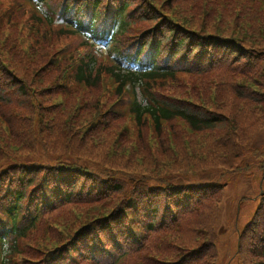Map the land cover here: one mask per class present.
<instances>
[{"label":"trees","instance_id":"1","mask_svg":"<svg viewBox=\"0 0 264 264\" xmlns=\"http://www.w3.org/2000/svg\"><path fill=\"white\" fill-rule=\"evenodd\" d=\"M129 4L131 7L140 5L142 12L145 9L135 0H129L123 7L113 42V50L117 55L115 64H98L91 57L77 60V55L73 56L72 52L67 53L63 59L61 50L75 36L73 32L64 28L53 30V41L43 40L41 24L34 25L36 30H24L16 23L21 21V16H7V9L1 11L0 113L5 115L11 112L15 115L14 110L19 109L25 114L20 116L21 134L16 132V127L10 124L12 122H8L11 129L10 140L14 141L16 151L14 155L19 157L18 163H10L1 154L6 144L0 143V157L10 164L4 166L0 163V192L7 191L8 186L17 187L21 191L17 194V205L21 206L20 211L24 214L27 207L20 201L27 195L43 198L41 202L35 200L33 207H46L44 201L50 202L53 199L54 204L47 211L49 216L45 218V224L49 226V239L55 238V232H68V239L62 234L64 238L59 241L67 239L74 253L80 254L81 260L83 256L89 258L93 253L98 263L107 259L112 261L113 256L112 263L116 264H217L219 255L214 226L223 199V186L218 189L214 186L205 188L174 184L169 178L177 171L171 168L157 173L148 170L147 173L133 171L129 175L132 180L117 179V170L125 168H117L112 163L102 161L103 157L95 153L94 148L86 156L78 153L83 151V144H102L111 136L110 127H114L117 119L111 114L110 121H104L105 128L101 122L106 113L105 104L101 103L95 93L102 86L103 77L111 75L121 84L128 79L134 80L152 98L150 101L142 97L141 102L135 101L131 106L139 130L137 137L129 140L130 145L136 146L139 151L137 154L146 150L143 145L149 146L148 133L152 128L156 134L154 141L159 148L164 147L163 142L161 143L164 137L171 145L172 141L178 142V138H175L177 135L172 132L189 133L178 123L183 120L195 134L211 133L210 138L214 140L205 136L201 141L207 144L205 147L192 144L189 150L194 152L198 149V155H221V162L218 164L222 165L225 172L237 173L254 169L261 170L264 177L262 152L256 154V158L261 160L258 166H241V150L249 149L248 141L244 138V129L248 127L246 117L252 113L256 114V119L264 115V0H242L240 3L227 0V5L219 9L221 15L228 14L229 11L238 14V20H235L232 30L228 32L220 24L219 29L210 31L204 19L201 28L194 27L187 16L177 15L173 8L164 13V16H147L133 25L134 22L128 19ZM96 11L95 22L89 27L93 32L98 30L97 25L102 20L101 11L98 8ZM76 17L75 23L82 30V16L77 14ZM161 17H169L170 20L162 25L166 29L157 38L159 44L151 65L136 70L125 67L122 60L130 61L133 54H124L125 44H120L119 38L132 30L140 32L138 27L144 23H159ZM32 19L34 23L43 21L40 16H32ZM11 30L13 32L9 33ZM140 45V55L147 57L148 53L145 51L150 47L151 41H144ZM53 56L55 59L53 58L52 64ZM72 59L79 63L74 67L75 71H72L70 78L64 79L62 70ZM60 75L59 80L65 82L61 85L66 90L60 94L61 100L46 105L45 108V103L59 95L56 90L59 80L55 78ZM181 78L188 80L182 81ZM171 81L173 86L186 83L194 88L184 95L166 94L159 83H166L167 86L172 85L169 83ZM156 86L160 90H156ZM34 102L39 104L37 108L33 107ZM35 109L39 111L41 118L38 128L24 122L28 121V113L32 111L33 114ZM148 113L154 119L153 124L149 122ZM50 122L49 128H46ZM257 124L264 125L260 121ZM129 132L127 128L112 132L116 136V143L113 142L116 150L120 147L117 142H123L125 138L122 134L129 135ZM119 135L120 140L117 141ZM38 146L53 153H57L56 149H65L64 153L58 155L57 164L61 169L54 170L50 164L36 161L29 164L25 161L26 155L31 156L30 160L33 159V151ZM220 148L222 154L217 150ZM80 158L90 159L98 167L92 168L74 160ZM18 169L32 170L30 184L22 186L18 175H10ZM186 171L190 173L192 170ZM56 180L57 184L65 185L64 188L68 190L64 200L61 199V190L54 187ZM49 183L54 186H48ZM213 191V198L207 199ZM260 203L255 218L244 233L243 239L248 240L246 246L245 243L242 244V249L245 250L243 264H264V194L261 195ZM71 212H80L81 219L70 224ZM136 214H143L152 221L148 225L141 223L135 220ZM161 215L171 217L161 225ZM26 218L21 216L17 223L21 219L26 221ZM40 220L37 216L32 222V227L28 229L30 233L21 232L15 226L16 232L23 238L31 236ZM67 226L73 230H61ZM37 238L47 236L39 235ZM58 242L55 241L52 245L57 246ZM12 246L16 250L17 242L14 241ZM45 247V241H29L25 244L21 260L24 262L51 248Z\"/></svg>","mask_w":264,"mask_h":264},{"label":"rangeland","instance_id":"2","mask_svg":"<svg viewBox=\"0 0 264 264\" xmlns=\"http://www.w3.org/2000/svg\"><path fill=\"white\" fill-rule=\"evenodd\" d=\"M7 2H0V5H2L1 11H6L7 13L13 12L16 13V4L17 2L14 0H6ZM235 1L237 3H240L242 0H231ZM135 2L141 4L143 7L148 8L147 15L149 17H156L163 15L164 13L170 12L171 8H173V11L176 10L177 15H183L187 16L188 19L191 20L194 27L201 28L203 19L204 22L208 26V29L210 31H214V28L219 29L220 24L223 29H225L227 32L232 30V24L235 22V20H238L237 12L233 13V11H229L230 13H224L221 15L220 8L227 5V0H135ZM152 2H155L154 4H151ZM160 5H162L160 7ZM233 15H230L232 14ZM206 15V16H205ZM207 17V18H206ZM162 18V17H161ZM186 18V17H183ZM221 19V20H219ZM161 22L166 23L167 19L166 17L161 19ZM17 25H19L21 28L23 27L24 30L28 29L29 23L27 20L24 21H18L16 22ZM156 23H144L143 25H139V31L132 30L130 35V40H136L138 38H141L146 31L151 27L152 25H155ZM13 31H9V33H12ZM72 41V39L70 40ZM70 45V44H69ZM254 54V52H253ZM55 57L53 56L51 58V63H54ZM60 66V65H59ZM64 68V66H63ZM59 69V68H57ZM62 70V69H60ZM15 77V75L13 74ZM61 78V75L56 77L55 80H59ZM182 81H187V78H181ZM61 84H65V82H62V79L57 82L56 90L59 93V95L51 98L47 103H45L44 107L46 105L53 104L57 100H61L60 94L66 90L64 86ZM111 84L110 82H105L99 89L95 91V93L98 95L99 100L104 105V110L106 111L105 115L101 118L102 124L105 126L104 121H110L111 114L115 112V106L111 108L112 104L116 103V101L119 99L117 95H115L111 91ZM194 88L192 85H188L186 83H183L181 85L173 86V85H167L164 86V90H166L167 93L171 95H184L187 94L191 89ZM102 105V104H101ZM46 108V107H45ZM14 114L11 112H7L5 115L0 113V143L2 145H5L4 148L1 150V154L6 156V159L10 163L17 162L19 159L18 156L14 155L16 151H14V141L10 140L11 135V129L8 126V122L12 126L16 127V132L19 134L22 133L20 129V116L25 114L22 110L15 109ZM28 116V121H24L28 125H33L34 128H38L40 126L41 118L39 115V111L34 112L32 114V111H30ZM12 116V117H11ZM255 116V117H254ZM50 118V116H47ZM259 118L256 119V114L252 113L250 115H247V128L244 129V138L248 141L247 144H249V147L252 146V149H247L246 151L242 152V161L243 164H253L255 166H258L259 163L258 158L254 156V151H263L264 152V125L257 124L258 121H260L261 124H264V115L258 116ZM99 119V118H98ZM250 120V121H249ZM248 122L250 124H248ZM51 122L48 123L45 127L49 128ZM177 124V123H176ZM257 124V125H256ZM170 125V124H168ZM114 127H110V138L102 143H88L83 144V151H79V155L86 156L88 151L91 148H94L95 153L101 154L103 158H101L104 162H109L115 165L117 168H125L124 170H117V175L115 177L117 179H130L132 180L129 175L131 176V172L133 171H141L146 172L151 171L152 173L160 172L162 169L165 168H171L177 171L173 176L169 178V181L173 182L174 184L180 185V186H186V185H194V187H206V184L208 183H221L225 186V182H227V191L224 194L223 204L221 205V213L218 215L216 224L214 226L215 229V241L216 246L219 254V259L217 264H242L241 259H243L245 250L242 249L243 241L246 246V240L244 238V232L246 230V223L250 221V217L255 214L256 209L258 205L256 203L259 201L262 194H264V183L262 187V181H261V174L259 171H256L252 169L251 171H244L241 174H229L228 172H225L222 165L218 164L221 161V155L217 154L214 156L213 154L209 156H205V154L198 155V149L196 151L189 150V147L194 145H202L205 147V143H202L201 141L206 136V138H210L211 135L209 133L203 134H191V133H185V132H172L177 135L176 140L178 138V142L172 141L171 143L167 142V138L164 137V140L161 141V143L164 145V147L159 148L154 138L156 137L155 132L153 133L150 131L149 138L150 144L147 146L146 144L143 145L145 147V151L138 153L136 146L130 145V142L132 139L136 138L138 135L139 128L134 126L131 118L128 116L120 117L114 122ZM18 127V128H17ZM124 128H127L130 130L129 135L122 134V137H125L123 142L119 141L117 142V145L120 144L117 150L113 147L114 138L116 136L112 135L113 131L116 130H122ZM118 133V132H117ZM172 133L170 132V137H172ZM187 134V135H185ZM194 137V138H192ZM131 139V140H129ZM120 140V135L117 137V141ZM209 140H213V138H210ZM214 141V140H213ZM175 143V146L173 145ZM167 150V151H166ZM220 154H222V149H217ZM57 153H53V151H45L41 148V146H38L37 149L33 152H35L34 157L32 160L30 155L24 156V160L28 161L30 164L31 161H36L38 163L42 164H50V163H56L58 159V155L65 152V149H56ZM204 151V150H203ZM224 151V150H223ZM26 153L25 151H22ZM131 152V155H126L124 153ZM145 153H148L146 155ZM30 160V162H29ZM75 161H78L79 163H86L89 167L94 166V168H97L95 162L91 161L90 159L80 158V159H74ZM87 160V161H85ZM199 162V163H198ZM0 163H3L4 166H10L6 161L2 160L0 157ZM18 163V162H17ZM162 164V165H161ZM215 165V166H213ZM168 166V167H166ZM136 169V170H135ZM179 170V171H178ZM186 170H192L187 172ZM24 180H28L30 178L29 172L27 170L23 171ZM22 172V173H23ZM147 173V172H146ZM20 174V170L12 171L11 175L14 177ZM150 175H154L151 173H148ZM41 176V173H39ZM228 175V176H227ZM250 176V177H249ZM216 183V184H218ZM252 196L255 197L253 200H247L244 199L245 196ZM213 195H210L208 199H211ZM257 198V199H256ZM220 210V209H219ZM70 224H72L76 219L80 220L82 217V214L80 212H76L75 214L73 212L70 213ZM77 216V217H76ZM135 220L141 218V214H136ZM75 229V228H74ZM77 229V228H76ZM61 230L67 231V230H73V228L67 226V228H62ZM240 230V231H239ZM239 231V232H237ZM62 232V231H61ZM62 234H65L67 238L69 237L68 232H55V238L49 239V236L47 238H36V240L45 241L48 247H55V241H59L63 239ZM188 237V236H186ZM36 243V242H35ZM59 243V242H58ZM38 244V243H36ZM238 247L239 250H241L240 257H237L238 254Z\"/></svg>","mask_w":264,"mask_h":264}]
</instances>
